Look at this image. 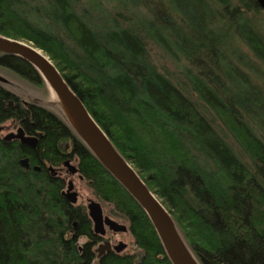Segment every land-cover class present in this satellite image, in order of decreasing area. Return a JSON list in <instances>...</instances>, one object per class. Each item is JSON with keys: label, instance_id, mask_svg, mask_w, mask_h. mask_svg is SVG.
Returning a JSON list of instances; mask_svg holds the SVG:
<instances>
[{"label": "trees", "instance_id": "16d2710c", "mask_svg": "<svg viewBox=\"0 0 264 264\" xmlns=\"http://www.w3.org/2000/svg\"><path fill=\"white\" fill-rule=\"evenodd\" d=\"M263 21L256 0H0V36L48 56L199 264H264ZM0 68L48 98L22 101L0 83V124L38 137L35 150L0 139V264L96 262L86 206L48 170L67 160L134 242L98 264H173L39 72L2 53Z\"/></svg>", "mask_w": 264, "mask_h": 264}, {"label": "water", "instance_id": "95a60500", "mask_svg": "<svg viewBox=\"0 0 264 264\" xmlns=\"http://www.w3.org/2000/svg\"><path fill=\"white\" fill-rule=\"evenodd\" d=\"M256 1L264 12V0ZM0 53L18 56L31 64L39 72L48 86L54 104L60 108L75 132L85 142L106 170L145 211L170 261L173 264H199L180 238L170 215L161 205L158 198L150 192L138 176L136 170L116 151L106 134L89 115L82 101L70 89L48 56L29 42L11 40L1 36ZM0 83L7 84L8 82L0 76ZM56 95L65 101L72 110L74 118L56 100ZM39 137H41L40 134ZM3 140L5 142L15 140L20 145L32 149H35L38 144V137L25 135L20 127L17 128L15 133L5 135ZM19 165L26 170L30 169L28 158L20 159ZM63 166L66 169H70L68 172L71 175L78 173L76 166L72 165L70 160L64 162ZM33 169L38 171L39 167L35 166ZM48 170L53 176L55 175L56 170L54 168L49 167ZM79 178L82 180L81 176ZM62 196L72 205L77 203L78 196L73 191L71 181L67 183V187L63 191ZM86 210L87 216L92 223L93 234L101 237L102 240L105 238L107 232L114 235L128 233L127 226L119 224L109 216L103 214V209L99 203L88 199ZM126 247L127 245L122 242H119L117 245H112L110 241L103 240L95 249L97 259L94 264H98L99 258L106 252L112 251L120 254Z\"/></svg>", "mask_w": 264, "mask_h": 264}, {"label": "rangeland", "instance_id": "374dc122", "mask_svg": "<svg viewBox=\"0 0 264 264\" xmlns=\"http://www.w3.org/2000/svg\"><path fill=\"white\" fill-rule=\"evenodd\" d=\"M263 20V19H262ZM263 36H264V21H263ZM7 69L3 70L0 68V76L7 80L10 87L17 93L18 96H20L22 101H34L38 102L42 100L43 102H46L48 100L45 91L43 88L35 86L33 84H30L24 80H22L19 76L11 73L10 71H6ZM52 99V97H51ZM53 101V100H52ZM18 126L14 121H6L2 124H0V129H2L1 135H7L10 133H15ZM235 149H238L237 146L230 141ZM67 151H70V144H67L65 146ZM72 164L76 165L75 161L72 160ZM71 180V179H70ZM75 188L76 192L79 195L78 198V205H87V200H93L97 203H99L103 209V214L106 216H109L119 224H123L128 227V222L123 219H117L110 215V209L111 207L105 203H102L100 200H98L93 194L91 189L88 186V183L85 180L79 181L78 179H75ZM66 187L64 188V190ZM105 240L110 241L112 245H117L119 242H122L127 245L126 249L122 253H128V252H134V242L131 238L129 233L126 234H112L110 232H107L105 236ZM83 241H86L85 239Z\"/></svg>", "mask_w": 264, "mask_h": 264}, {"label": "flooded vegetation", "instance_id": "af4514ba", "mask_svg": "<svg viewBox=\"0 0 264 264\" xmlns=\"http://www.w3.org/2000/svg\"><path fill=\"white\" fill-rule=\"evenodd\" d=\"M11 105V104H10ZM1 132H2V129H0V139L1 140H3V138H4V136L5 135H1ZM31 137V136H30ZM4 141V140H3ZM11 141H15V140H11ZM18 142V141H17ZM30 148V147H29ZM32 149V148H31ZM33 150H35V149H33ZM70 163L72 164V161L70 160ZM72 165H74V164H72ZM74 166H76V165H74ZM77 168V167H76ZM56 171V173H55V176H57V177H59L62 181H63V183L65 184V187H67V183L68 182H72V184H73V191L75 192V193H77L76 192V188H75V179H78L79 181H82L83 180V178H82V180L79 178L80 177V175L77 173V174H74V175H71V174H69V172H68V170H70V169H66L64 166H62V167H59V168H57V169H55ZM82 177V176H81ZM71 179V180H70ZM77 196H78V198H79V195H78V193H77ZM77 203H78V201H77ZM76 203V204H77ZM75 204V205H76ZM100 239H101V241H100V243L103 241V240H105V238H103V240H102V238L100 237ZM99 243V244H100ZM98 244V245H99ZM97 248V247H96Z\"/></svg>", "mask_w": 264, "mask_h": 264}, {"label": "bare ground", "instance_id": "6f19581e", "mask_svg": "<svg viewBox=\"0 0 264 264\" xmlns=\"http://www.w3.org/2000/svg\"><path fill=\"white\" fill-rule=\"evenodd\" d=\"M56 100L66 109V111L74 118L72 110L68 107L64 100H62L58 95L55 96Z\"/></svg>", "mask_w": 264, "mask_h": 264}]
</instances>
